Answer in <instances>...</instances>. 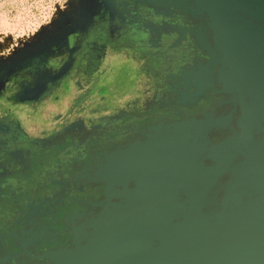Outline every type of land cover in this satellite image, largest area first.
Returning a JSON list of instances; mask_svg holds the SVG:
<instances>
[{
  "label": "rangeland",
  "instance_id": "1",
  "mask_svg": "<svg viewBox=\"0 0 264 264\" xmlns=\"http://www.w3.org/2000/svg\"><path fill=\"white\" fill-rule=\"evenodd\" d=\"M95 3L0 0V230L14 228L5 232V241L0 237V264H33L31 249L44 241L34 206L63 207L56 199L60 193L93 196L78 200L85 209L65 218L71 245L46 251L41 257L47 264H81L90 243H98L105 254L120 253L125 242L156 240L150 229L164 223L212 222L222 212L231 170L245 159L221 147L223 139L239 136L236 129L207 133L202 141L197 134L168 131L175 123L202 117L226 97L215 92L220 86L193 37L194 23L182 28L170 21L138 22L131 37L134 84L116 90L117 53L123 48H84L82 31L94 25ZM137 12L145 13L144 8ZM151 12L161 14L160 9L146 14ZM170 49L179 53L172 60L168 56L171 63L165 51ZM190 51L199 63L187 61ZM179 64L183 67L173 74L170 68ZM167 77H177V83L169 84ZM212 96L218 97L191 113ZM168 98L167 106L179 109L178 118L140 119L155 109L158 115L159 102ZM167 106L163 113H173ZM232 109L225 106L218 114ZM239 115L230 125L238 128ZM130 127L138 131L123 132ZM123 138L125 144L118 145ZM92 149L99 151L93 159ZM181 176L186 179L170 189L169 181Z\"/></svg>",
  "mask_w": 264,
  "mask_h": 264
},
{
  "label": "water",
  "instance_id": "2",
  "mask_svg": "<svg viewBox=\"0 0 264 264\" xmlns=\"http://www.w3.org/2000/svg\"><path fill=\"white\" fill-rule=\"evenodd\" d=\"M178 1L182 12L196 20L192 32L210 67H217L220 88L215 92L226 97L214 101L202 117L175 123L168 131L197 134L202 141L207 133L226 135L236 129L239 136L223 139L221 147L245 159L231 170L222 212L212 222L164 223L150 229L156 240L125 242L117 254L90 243L81 264H264V0ZM198 85L195 95L201 93ZM228 105L232 111L219 115ZM237 114L238 128L230 125ZM185 179L174 177L169 188Z\"/></svg>",
  "mask_w": 264,
  "mask_h": 264
},
{
  "label": "flooded vegetation",
  "instance_id": "3",
  "mask_svg": "<svg viewBox=\"0 0 264 264\" xmlns=\"http://www.w3.org/2000/svg\"><path fill=\"white\" fill-rule=\"evenodd\" d=\"M96 15H93V27L83 29L82 36H83V42H84V48L85 50L89 51H104V48L106 50L112 49L113 52H119L120 48H123V50H132V36L135 32V28H137L138 22L141 26H144L142 24L144 21H137V7L138 2L137 0H109L108 5L103 4V0H96ZM143 17H145V22H162L161 18H159L156 14L151 12L148 15L142 14ZM173 23H179V27L185 28L189 25H191V21H174L169 20ZM142 22V23H141ZM106 36L109 38L108 41L103 42L102 37L104 38ZM82 42V43H83ZM181 43H185V40H183ZM105 44V45H104ZM181 46V44H179ZM178 45V47H179ZM184 46V45H183ZM177 47V48H178ZM134 50V49H133ZM167 51V59L168 56L170 57V60H172L173 57H178L179 53L178 50L170 49L165 50ZM181 52V51H180ZM190 58L187 59L188 62H192V64H197L201 61V58L197 56V54L192 51H190ZM102 56V54H101ZM134 59H137L133 56ZM179 58V57H178ZM169 60V59H168ZM169 62L171 63V61ZM190 64V63H189ZM188 63H183V65H189ZM178 67H171L170 71L173 74L178 73L179 68L183 67L182 64L177 65ZM197 68V67H195ZM178 77V76H177ZM177 77H167V80L169 84L174 85L177 83ZM218 96H212L208 102H200L198 106L194 108L191 113L199 112L206 107H208L210 101L216 99ZM169 98L166 100H162L158 104V108H160V112L158 115L154 116L153 112L155 111H147L140 115V119H150V123L152 121H155L156 119L161 117L163 118H170L175 119L178 118L179 109L176 106L168 107L167 104L169 103ZM167 106L169 110L173 111V113H163L162 109L163 107ZM170 111V112H171ZM190 113L189 111H187ZM175 117V118H174ZM148 122V120H147ZM143 128V127H142ZM137 127H130L129 129H124V133H134L137 132ZM121 139V142L117 140L118 145H124L125 141ZM92 159L96 156V154H99V151H96V149L91 150ZM88 162H91V159L88 160ZM87 162V163H88ZM83 175H80V178L83 179ZM74 179H70V181H73ZM96 198L100 196V194H97L98 192H94ZM92 194H82L79 192H75L73 195L66 193H60L59 196H57L56 199L61 200L60 203L63 204L62 206H50V205H44L43 207H35L36 214L39 218L35 217L37 220H39V229L41 232L44 233V241L42 244L39 245L40 248H33L32 251V261L33 264H47L45 260L42 259V255L46 252H55L61 247L69 246L71 245V236L69 235V232L71 228L68 225V221L65 220L66 217L71 216L73 213L76 212L77 209H81L82 211L85 209L81 205H79L78 200H84L85 198L90 197ZM93 196V195H92ZM72 200L70 201L69 199ZM38 210V211H37ZM44 214V215H43ZM43 215V216H42ZM36 220V221H37ZM35 222V221H34ZM37 224V222H35ZM34 224V226H35ZM33 227V225H32ZM13 227H8L7 230H12ZM14 229V228H13ZM35 229V227H34ZM5 229L0 230V237L2 242L5 241V232L7 231ZM18 252V251H17ZM49 264V263H48Z\"/></svg>",
  "mask_w": 264,
  "mask_h": 264
},
{
  "label": "crops",
  "instance_id": "4",
  "mask_svg": "<svg viewBox=\"0 0 264 264\" xmlns=\"http://www.w3.org/2000/svg\"><path fill=\"white\" fill-rule=\"evenodd\" d=\"M138 2V9L144 8V15H147L150 10L151 11H158L160 9L161 14L157 15L159 18H161V21H191L194 23L192 28L195 27V22L192 17H189L188 15L184 14L179 8V1H170V0H137ZM143 13L138 14L137 21H145V17L142 15ZM171 16V17H170ZM195 37V36H193ZM132 50H124L117 53L118 55V68L116 70L117 72V81L115 82L117 86H115V89L120 90V88H124L127 86H130L131 84H134V81L132 77L135 75L136 71V59L133 58L134 54L132 53ZM212 68V67H211ZM216 73L217 67L213 68ZM115 72V73H116ZM118 82V83H117ZM217 83V75L215 79V83ZM126 85V86H125ZM124 94V93H123ZM122 94V95H123Z\"/></svg>",
  "mask_w": 264,
  "mask_h": 264
},
{
  "label": "snow or ice",
  "instance_id": "5",
  "mask_svg": "<svg viewBox=\"0 0 264 264\" xmlns=\"http://www.w3.org/2000/svg\"><path fill=\"white\" fill-rule=\"evenodd\" d=\"M103 4L104 5H108L109 4V0H103Z\"/></svg>",
  "mask_w": 264,
  "mask_h": 264
}]
</instances>
